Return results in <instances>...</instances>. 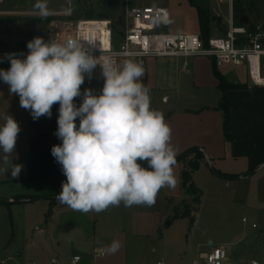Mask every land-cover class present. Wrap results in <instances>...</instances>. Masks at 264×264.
I'll return each instance as SVG.
<instances>
[{
    "label": "rangeland",
    "instance_id": "obj_1",
    "mask_svg": "<svg viewBox=\"0 0 264 264\" xmlns=\"http://www.w3.org/2000/svg\"><path fill=\"white\" fill-rule=\"evenodd\" d=\"M196 1L204 10L208 9L210 3L217 2ZM234 1L245 13L250 7L253 16H257L255 20L261 21L255 11H259L262 0ZM36 2L4 0L0 8L4 7L7 15L0 18V51L29 52L27 43L35 37L47 40L50 21L59 12L67 10L71 11L72 16L69 14V17L74 20L110 21L114 47L118 49L122 44L127 28L123 0H46L47 16H41L34 8ZM157 2L160 3L159 0L130 1L128 6L155 7ZM123 61L118 60V65L122 66ZM137 62H141L144 68L140 79L145 80L147 74L162 70L161 61L147 59L145 65L142 61ZM9 68L10 61L0 63V69ZM221 72L231 82L247 80L242 68L223 67ZM85 83L90 88L100 90L104 86V82L93 79V71L91 78L85 73ZM171 95L159 91L151 93L150 99L160 108L166 106L167 98L171 103ZM180 165L177 163L173 168L176 187L161 188L153 206L141 204L126 207L121 202L119 206H110L99 213H84L58 200H40L12 209L13 205L27 202L5 200L7 207L0 206V264H72L75 256L81 258L79 264H193L218 247L227 249L235 262L263 260L264 170L259 169L260 172L249 180L228 181L214 176L209 166V170L202 168L197 174V182L203 195L196 208V197L186 196L182 188ZM240 166L241 163L228 162L220 164L218 168L239 172ZM215 168L214 171L218 172ZM45 189L49 193L52 191L51 188ZM3 191L6 195L2 196H7L8 192L0 186V194ZM29 192L35 195L42 191L37 187ZM18 194L19 190L13 191V195ZM175 210L179 214L187 211V214L165 228V223L170 221ZM194 215L196 222L190 230ZM113 240L120 241V250L114 255L108 254L104 259L96 258L100 248Z\"/></svg>",
    "mask_w": 264,
    "mask_h": 264
},
{
    "label": "clouds",
    "instance_id": "obj_2",
    "mask_svg": "<svg viewBox=\"0 0 264 264\" xmlns=\"http://www.w3.org/2000/svg\"><path fill=\"white\" fill-rule=\"evenodd\" d=\"M34 8L41 16L49 14L46 0H37ZM27 49L24 59L16 53L5 55L10 68L0 69V80L19 96L20 107L30 110L33 120L50 118L52 106L59 104L55 135L62 143L54 145L51 154L66 177L56 197L61 204L84 213H99L121 202L126 207L153 206L161 188L176 187L171 129L163 113L151 108L150 90L139 82L144 74L141 62L127 59L120 66L108 58L100 63L73 39L46 42L35 37ZM97 64L105 77L101 94L91 89L81 93L85 73L91 78ZM80 96L77 107L74 98ZM19 131L10 115L0 125V172L10 171L13 178L23 168L9 158ZM121 246L113 240L99 251L114 255Z\"/></svg>",
    "mask_w": 264,
    "mask_h": 264
},
{
    "label": "crops",
    "instance_id": "obj_3",
    "mask_svg": "<svg viewBox=\"0 0 264 264\" xmlns=\"http://www.w3.org/2000/svg\"><path fill=\"white\" fill-rule=\"evenodd\" d=\"M1 1L2 5L4 0ZM262 1L263 4L259 11H255L254 8V11L258 12L259 20H261H258L259 22L255 20L257 16H253L250 7L245 13L234 0L232 3L222 0L210 3L206 10H209L216 20L210 24L208 40L210 38L223 37L228 30L229 21H232L235 27L253 29L255 25L264 19V0ZM159 2L155 4V7L167 9L170 16L169 25L158 27L160 31L201 37L197 9L192 7L188 0H159ZM67 12H70V16H72L69 10L58 14L64 16ZM5 15H7V12L4 11V7L0 8V18ZM213 34H216V36H213ZM146 60H136V62L142 61L145 65ZM156 61H161L160 69L162 70L151 75L147 74L145 80L143 78L140 80L150 90V94L163 91L173 96L171 103L170 99L167 98L165 100L166 106L160 108L151 99V104L153 105L151 108L162 112L165 122L170 127V144L176 151V158L193 148L203 151L205 158L201 162L199 170L192 176L195 186L199 189L197 174L201 172L202 168H208V166L211 170L217 167L215 169H217L218 173L226 176L228 181L235 179L249 180L254 178L260 170L263 171L264 164H261V152L254 139L247 137L227 142L223 132V115L221 111L217 110L222 93L219 88V80L214 74L215 69L220 72L228 83L242 86L240 89L230 90L227 93L231 133L235 135L252 133L264 146V88L255 87L249 82L246 68L232 67L242 68L247 80L231 82L222 74L221 69L223 67L217 68L207 58H171ZM85 89H91L94 95H100L102 92L97 87L90 88L84 82L81 85V93ZM82 100L83 96L74 98V103L77 107L82 103ZM58 110L59 104L56 103L52 106L50 118L42 116L38 120H33L30 110L20 107L19 96L11 94L9 86L0 80V125L5 123V117L8 115L18 123L20 131L17 135L15 150L9 158L13 160L14 164L23 165L18 178H13L10 171L8 173L0 172V186L8 192L7 196H2L3 194L6 195V192L3 191L0 194V197L2 196L3 198L0 199L13 201L17 196L53 195L56 190H61L62 182L66 181V177L62 172L61 165L51 154L52 147L62 143L55 135L58 128ZM76 125L78 128L79 118L76 120ZM3 155L4 153L0 149V159H2ZM138 162L143 167H148L146 161ZM228 162L236 165L241 163L239 172H227L228 170L224 171L218 168L220 164ZM183 164L181 163L180 165V173L181 171L183 172ZM0 167H4V165L0 163ZM27 179L31 180L11 183L15 180L25 181ZM37 187H40L42 192L35 195L30 194L31 192L29 191ZM45 188H51L52 191L49 193V190ZM15 190H19L18 195H13ZM32 204H17L13 205L11 209L19 205ZM237 262L249 261L238 260Z\"/></svg>",
    "mask_w": 264,
    "mask_h": 264
},
{
    "label": "built area",
    "instance_id": "obj_4",
    "mask_svg": "<svg viewBox=\"0 0 264 264\" xmlns=\"http://www.w3.org/2000/svg\"><path fill=\"white\" fill-rule=\"evenodd\" d=\"M123 1L127 28L118 49L113 44V29L110 21L74 20L69 17L70 12L65 13L64 16L58 15L50 21L48 41L76 40L85 49L91 51L100 63L110 58L117 65L120 59L136 61L203 57L211 60L217 68L245 67L250 83L255 87L264 88V19L253 29L235 27L233 22L229 21L228 30L223 37L210 38L204 45L198 35L170 34L160 31L158 27L168 26L170 22L167 9L151 6L130 8L128 3L138 0ZM222 1L233 2V0ZM1 3L0 0V5ZM7 53H16L20 59L26 58L28 54V52L0 51V63L7 60L5 59ZM93 76L96 81L105 82L101 65L97 64L93 69ZM107 256L108 254L101 255L99 251L96 258L104 259ZM80 262L81 258L78 256L72 259V264ZM193 264H264V259L235 262L230 258L227 249L218 247L202 255Z\"/></svg>",
    "mask_w": 264,
    "mask_h": 264
},
{
    "label": "trees",
    "instance_id": "obj_5",
    "mask_svg": "<svg viewBox=\"0 0 264 264\" xmlns=\"http://www.w3.org/2000/svg\"><path fill=\"white\" fill-rule=\"evenodd\" d=\"M188 1L192 7L197 9L198 16H199V25H200V30H201V39H202L204 45H206L208 42V38H209L210 24H211V22L215 21L216 19H215V17H213L211 15L209 10L202 9L197 4V2L195 0H188ZM45 41L47 42V40H45ZM214 74H215L216 78L219 80V88H220L221 93H222V97H221L220 103L217 107V110L221 111V113L223 115V132H224L225 140L227 142H232V141L237 140V139L252 137L260 149L261 156H262L261 164H264V146L255 137V135H253L252 133H244V134L235 135V134H232L230 131V109H229V104H228L227 93L230 90L240 89V88H242V86L228 83L225 80V78L220 74V72L216 69L214 70ZM192 157H194V159H191ZM204 158L205 157H204L203 151L201 149H198V148L190 149V150L186 151L184 154H182L181 156H179L178 158H176V164L177 163H184L185 164V169L183 170V172L181 174L182 188H183L186 196H195L196 197V200H195L196 208L200 204L201 197L203 194H202L201 190H199L195 186V184L193 183L192 176L195 172H197L199 170L200 164L204 160ZM213 173L222 179L227 178L226 176H224V175H222V174H220L214 170H213ZM250 174H251V172H250ZM30 180L31 179H27L25 181L15 180V181H12L11 183L28 182ZM58 195H59V191L56 190L55 194H53V195L17 196V197H15V199L18 202L34 203V202H37L40 200H48V201L57 200L56 197ZM7 205H8L7 201L0 199V206H6L7 207ZM174 212L175 213H174L173 217L170 219V221L165 223V228H168L171 225L170 223L172 221L177 220V219H181L187 214V211L182 213V214H179L176 210ZM195 218H196L195 215L191 218L190 230L192 228H194V225L196 222Z\"/></svg>",
    "mask_w": 264,
    "mask_h": 264
}]
</instances>
